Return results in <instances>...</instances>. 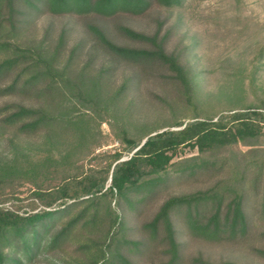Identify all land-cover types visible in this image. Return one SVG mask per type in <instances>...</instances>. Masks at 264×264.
<instances>
[{
    "label": "rangeland",
    "instance_id": "obj_1",
    "mask_svg": "<svg viewBox=\"0 0 264 264\" xmlns=\"http://www.w3.org/2000/svg\"><path fill=\"white\" fill-rule=\"evenodd\" d=\"M34 3L37 9L18 4L17 28L8 37L29 50L33 58L40 54L47 59L57 74L51 90L40 91L49 82L41 79L29 93L0 96V166L22 176L16 191L22 200L19 213H33L43 207L40 200L30 198L32 186L25 177L32 171L48 170L43 183L56 187L62 157L70 151L80 171L100 179L105 176L107 160L97 156L120 152L116 162L127 159L137 148L131 149L127 138L139 144L152 130L149 135L178 130L196 119L215 120L264 104V0H179L170 7L152 0L141 13L119 10L110 15L94 11L55 13L38 0ZM89 26L100 29L114 44L131 48L151 46L126 36L120 26L146 35L157 32L165 50L177 55L183 65L189 92L165 65L132 63L114 56ZM16 105L41 109L55 121L36 131L20 132L18 126L25 120L12 125L3 120ZM262 131L253 146L236 143L203 152L181 146L167 167L168 179L157 189L131 193L133 207L122 201L118 209L111 200V208L121 211L123 218L122 231L115 236L126 240L119 248L121 254L131 264L166 263L171 253L163 228L160 226L155 234L145 228L163 201L169 196L206 190L220 179H237L246 166V189L251 188L253 175L261 171V181L250 193L246 208L252 218V233L246 238L208 240L192 231L184 209L173 212L179 245L174 264H264V255L257 252L264 250V214L260 209L264 124ZM201 160L211 164L192 175L178 171ZM142 171L140 180L153 176L147 167ZM109 185L108 176L105 186ZM84 197L76 199L68 213L50 220L46 229H39L38 248L28 241L30 247L25 249L18 241L5 247L3 253L17 256L22 264H96L102 261V251L109 257L103 243L108 230L105 203L90 206L80 200ZM32 200L34 210L29 206ZM72 201L66 200L65 205ZM60 203L57 200L51 207ZM12 204L18 200L3 206L12 208ZM84 209V218L70 233L51 244L53 235ZM95 210L98 220L84 223Z\"/></svg>",
    "mask_w": 264,
    "mask_h": 264
},
{
    "label": "trees",
    "instance_id": "obj_2",
    "mask_svg": "<svg viewBox=\"0 0 264 264\" xmlns=\"http://www.w3.org/2000/svg\"><path fill=\"white\" fill-rule=\"evenodd\" d=\"M38 1L55 13L94 11L110 15L119 10L141 13L150 6L152 0ZM154 1L165 7L176 5L179 2V0ZM21 2L33 9L38 7L34 0H0V53L3 54L0 58V96L29 93L35 89L37 82L41 79H49V82L40 91L51 90L54 83L52 80L57 74L48 60L41 57L40 54H36L33 58V54L29 50L22 49L9 40L8 34L17 28L16 16L19 12L18 4ZM89 28L99 43L114 56L132 63L165 65L173 72L174 78L178 79L184 89L189 92V80L183 65L179 62L177 55L165 50L163 40L158 38L157 32L146 35L129 27L120 26V30L126 36L149 43L151 46L149 48H131L114 44L95 26H89ZM9 75H12L10 80L3 83L2 80ZM3 120L10 125L25 120L18 126V130L31 132L51 125L55 118L41 109L16 105L14 110L6 114ZM263 124L264 104L227 113L215 120L212 118L196 119L186 123L178 130L166 129L149 135L153 132L152 130L145 133L139 144L132 138H127L126 141L130 144L131 149L137 147L127 159L116 162L121 157L120 152L97 156L108 161H106L105 176L100 179L80 171V166L71 160L72 153L70 151L62 157V168L59 172L60 183L56 187L43 183L48 170L42 173L32 171L28 177H25V179H29L27 181L32 186L30 198L40 200L43 205L33 213L18 212L22 200L16 196V191L22 183V176H19L13 169L6 170L0 166V264L5 261L11 264H22L17 256H8L3 253V249L14 244L17 245L18 241L25 249L30 247L28 241L31 246L38 248L40 244L39 229H46L48 222L57 215L68 213L71 208L75 207L76 199L83 196L86 197L80 200L88 202L90 206H99L105 203L106 208L104 214L108 230L103 243L105 249L110 251V255L106 257L105 251H102V261L96 264H131L119 251L120 246L126 242L123 238H115L122 231L123 218L121 211L111 208V200L114 201V205L118 209L121 207L120 202L122 201L133 207L134 200L130 197L131 193H151L157 189L161 183L168 179L167 167L176 150L181 146L189 145L201 152L236 143L253 146L263 133ZM145 137L146 139L142 143L141 141ZM210 164L209 160H201L181 167L178 171L192 175L200 168ZM145 167L148 168V174L153 176L140 180L143 174L142 169ZM247 171L245 166L237 179H220L206 190L169 196L163 201L152 219L145 224V228L150 229L153 234L158 231L160 226L163 228L164 238L171 253L170 259L164 264H174L178 259L179 245L175 239L172 223L173 212L184 209L186 222L192 231L208 240L246 238L252 233V218L246 208L250 193L257 189L261 181V171L259 169L253 175L251 188L246 189ZM56 173H58L57 170ZM108 176L110 185L105 186ZM71 199L74 201L65 205V201ZM10 200H18V204H12V208L4 207L5 202ZM57 200H61V203L51 207ZM29 206L31 210L36 208L34 200L30 202ZM260 209L264 214V191L260 199ZM86 210H81L75 217L69 219L53 235L51 244L69 234L71 228L84 218ZM98 218L95 210L84 223H94ZM257 252L264 255V250L259 249Z\"/></svg>",
    "mask_w": 264,
    "mask_h": 264
},
{
    "label": "water",
    "instance_id": "obj_3",
    "mask_svg": "<svg viewBox=\"0 0 264 264\" xmlns=\"http://www.w3.org/2000/svg\"><path fill=\"white\" fill-rule=\"evenodd\" d=\"M144 140H145V139H144ZM144 140L142 141V143L144 142ZM142 143H141V144H142Z\"/></svg>",
    "mask_w": 264,
    "mask_h": 264
}]
</instances>
